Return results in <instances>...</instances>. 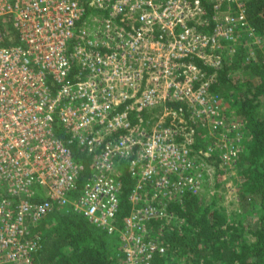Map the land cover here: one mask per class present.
<instances>
[{
  "label": "built area",
  "instance_id": "built-area-1",
  "mask_svg": "<svg viewBox=\"0 0 264 264\" xmlns=\"http://www.w3.org/2000/svg\"><path fill=\"white\" fill-rule=\"evenodd\" d=\"M245 33L264 40L246 0H0V264H42L35 226L56 209L118 236L122 264L169 259L165 223L184 221L169 201L202 189L205 155L227 172L241 148L243 122L210 86ZM70 142L91 158L82 184Z\"/></svg>",
  "mask_w": 264,
  "mask_h": 264
},
{
  "label": "trees",
  "instance_id": "trees-1",
  "mask_svg": "<svg viewBox=\"0 0 264 264\" xmlns=\"http://www.w3.org/2000/svg\"><path fill=\"white\" fill-rule=\"evenodd\" d=\"M246 10L256 34L264 39V0H246ZM259 46L258 53L249 54L246 44H242L232 60L217 70L210 86L215 92L231 86L226 95L232 97V115L242 120L244 133L234 160L242 180L240 195L252 202L259 197V213L255 217L247 212L228 215L216 198L207 201L201 191L186 189L182 201H169V209L184 221L182 225L165 223L162 237L169 259L155 254L156 264L171 262L172 258L176 264H264V40ZM202 65L207 74L214 71L213 67ZM57 134L68 141L69 133L62 125H57ZM211 139L206 140L205 129H201L195 134L193 147L204 151ZM70 145L84 163V175L79 179L82 184L90 171L91 158L76 143ZM205 157L214 165L217 178L222 174L220 152L215 149ZM131 183L125 173L119 220L131 210ZM153 220L154 228L163 221ZM35 231L42 236L37 254L42 264H122L118 236L76 210L49 212Z\"/></svg>",
  "mask_w": 264,
  "mask_h": 264
},
{
  "label": "rangeland",
  "instance_id": "rangeland-1",
  "mask_svg": "<svg viewBox=\"0 0 264 264\" xmlns=\"http://www.w3.org/2000/svg\"><path fill=\"white\" fill-rule=\"evenodd\" d=\"M247 36H244V39L240 40V46L242 44H246L248 51H253L258 53L259 51V43L256 42V38L254 36L249 35L248 33H245ZM258 48V49H256ZM232 72L233 77L235 76V73ZM245 76H248L246 72L244 73ZM231 87V86H230ZM229 86H227V89H223L224 91H221L223 94H227L229 90H231ZM232 95V94H231ZM232 97L229 98L228 104L231 105ZM228 100V99H226ZM235 121V117H233ZM238 122V121H237ZM237 124V123H236ZM243 125L239 122V126L236 127V131L238 132V136H243L244 133L242 130ZM208 135H210V132L207 131V134H205L206 138H208ZM213 174L206 177L204 184L202 185V189L200 190L201 193L204 195L205 199L208 201L212 197L216 198V201L218 204H220L225 212L228 215H231L235 212L238 213H244L247 212L249 216H257L259 213L260 207H259V197L257 200H254L252 202L251 200L243 199L240 195L241 192V178L237 174V169L234 165L230 166L227 170V172H222V174H218V177L216 178L215 169L212 170ZM220 175V176H219ZM179 225H182L183 220L181 222H177ZM178 263V262H177ZM179 264V263H178Z\"/></svg>",
  "mask_w": 264,
  "mask_h": 264
}]
</instances>
